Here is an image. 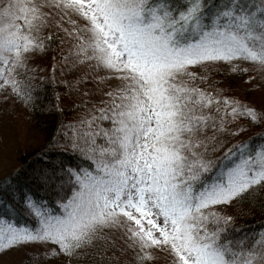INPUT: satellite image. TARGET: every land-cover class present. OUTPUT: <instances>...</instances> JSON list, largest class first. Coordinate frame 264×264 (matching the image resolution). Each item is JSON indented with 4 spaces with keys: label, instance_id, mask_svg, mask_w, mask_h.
Here are the masks:
<instances>
[{
    "label": "snow or ice",
    "instance_id": "6c2138e0",
    "mask_svg": "<svg viewBox=\"0 0 264 264\" xmlns=\"http://www.w3.org/2000/svg\"><path fill=\"white\" fill-rule=\"evenodd\" d=\"M48 26L56 31L44 36ZM60 31L73 42L60 57L69 71L94 61L121 83L105 93L101 115L57 125L36 151L28 179L62 193L55 208L16 182L23 165L0 176V201L35 217L29 227L0 215V248L51 244L33 259L63 254L68 264H118L128 251L136 264H264V229L234 237L233 217L217 210L255 200L264 143L233 141L212 155L244 131L234 120L257 123L264 111L201 87L207 76L190 70L225 62L247 71L240 60L264 70V0H0V87L35 108L29 60L56 52ZM88 78L60 82L79 91ZM68 149L87 166L63 159Z\"/></svg>",
    "mask_w": 264,
    "mask_h": 264
},
{
    "label": "trees",
    "instance_id": "16d2710c",
    "mask_svg": "<svg viewBox=\"0 0 264 264\" xmlns=\"http://www.w3.org/2000/svg\"><path fill=\"white\" fill-rule=\"evenodd\" d=\"M65 27H70L67 22L62 21ZM55 26H48L43 29V35L47 36L49 32H55ZM65 40L66 43L61 44L60 41ZM54 47L57 49L53 52L51 49L45 52L34 53L29 64L35 71L33 72L31 83L38 85L35 90V108L31 105L25 104L22 100L17 98L16 95L11 94L9 87H0V137H5L8 133L7 125L12 126L16 120V116L21 119L28 131L33 129L34 136L37 141L34 144L23 143L18 148V152L15 155V163L8 168L7 172L16 168L17 165H23V169L15 180L27 191L28 188L36 194L38 200L46 202V206L50 208L56 207V200L58 196L62 195L54 190H44L35 181L28 179L29 171L36 166L35 153L40 146L48 139L50 135H55L57 131V125L61 123L67 124L69 121L82 118L85 114L101 115L98 110L105 106V103L109 100V97L105 95L110 88L117 87L121 81L117 76L109 74L108 77L102 82L96 84V77L104 74L102 68L95 67L94 61H86L77 65V67L71 71L68 70L65 63L60 62V57L63 52H67L68 48L72 46V40L66 37L63 31H60L57 38L54 40ZM53 56L56 57V66L53 69ZM71 60L72 58L69 57ZM239 65L240 69L246 68L247 71H232L231 66L225 62H218L215 64H208L206 66H190L192 72H196L198 76H207L205 82H201L200 86L204 87L207 84L208 90L213 88H223L224 95L233 96L239 98L242 102L254 106L258 111H264V108L248 101L245 98L237 95V87L239 83H244L248 76H252L251 67L254 65L248 61H234ZM106 71V69H105ZM253 73V72H252ZM106 74V73H105ZM87 75L89 78L82 80L79 85V91L72 90L61 83L60 81H73L77 77H83ZM111 76V77H110ZM43 77V79H40ZM53 78L55 82H53ZM218 81L219 83H215ZM2 83V82H0ZM85 93H87L85 95ZM244 96V95H243ZM59 109V110H58ZM261 120L257 123H263ZM104 126H107V122L101 121ZM233 125H244L245 129L236 136H225V143L223 146L212 153V155L219 156L225 147H228L233 141L250 140L252 146H259L264 143V137L261 133H264V127L257 123H253L250 119L239 116L234 120ZM264 126V125H263ZM209 132L212 130L209 129ZM63 130L61 129V133ZM11 141H17L15 133H9L6 136ZM61 149H65L66 145L61 144ZM73 165L80 164L81 166H87L88 161L83 157L74 156L71 150L68 149L64 152L62 157ZM5 175V174H4ZM2 175V176H4ZM217 210L226 215L233 217V232L234 237L245 236L252 237L254 234H259L264 229V187L261 188L259 194L255 197V200H243L234 201L231 204H221L217 206ZM0 215H4L9 219H13L17 224H24L25 226L34 227L35 217L29 215L24 209L23 205L17 204L14 209H10L7 206L6 201H0ZM236 227H241V232L237 235L234 231ZM54 245H41V244H27L25 249L19 253L18 257L14 258L13 264H68L69 257L61 254L58 257L48 259L40 258L34 260L36 252H43L46 247H53ZM89 251H91L89 249ZM119 256L118 264H136V261L131 251L124 253H117ZM71 264H92L90 258H85L81 261L72 260ZM113 264H116L114 261ZM147 264H163L162 260L149 261Z\"/></svg>",
    "mask_w": 264,
    "mask_h": 264
},
{
    "label": "rangeland",
    "instance_id": "374dc122",
    "mask_svg": "<svg viewBox=\"0 0 264 264\" xmlns=\"http://www.w3.org/2000/svg\"><path fill=\"white\" fill-rule=\"evenodd\" d=\"M65 22V21H64ZM83 22V21H81ZM253 64V63H252ZM104 74L98 75L102 79L96 80V84L102 82L108 77L107 69L101 67ZM253 72V73H252ZM106 73V74H105ZM113 76H116L112 74ZM252 79L246 80L243 84L239 83L237 87V95L248 98V101L253 102L264 108V70H260L259 67L254 64L251 67ZM111 77V76H110ZM250 77V76H248ZM244 95V96H243ZM16 120L13 122L12 126L7 125L8 133L5 137L1 135L0 137V176L6 174L8 168H10L15 163V155L18 152V148L23 145V143L34 144L38 138L34 136L33 129L28 131L24 122L16 116ZM263 128L264 122L257 123ZM15 133L17 141H11L7 138V134ZM24 146V145H23ZM11 219V218H10ZM13 220V219H11ZM14 222V220H13ZM25 249V245H20L16 247H10L8 249L0 248V264H13L14 258L18 257L19 253Z\"/></svg>",
    "mask_w": 264,
    "mask_h": 264
}]
</instances>
